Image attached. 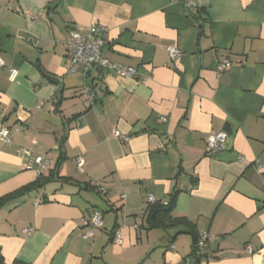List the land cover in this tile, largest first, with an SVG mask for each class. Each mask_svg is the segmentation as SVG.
<instances>
[{"label":"crops","instance_id":"obj_1","mask_svg":"<svg viewBox=\"0 0 264 264\" xmlns=\"http://www.w3.org/2000/svg\"><path fill=\"white\" fill-rule=\"evenodd\" d=\"M54 2L0 0V198L33 187L0 206V264H264V0ZM90 24L135 78L66 73L67 34ZM175 192L173 216L209 237L197 256L190 234L148 226V195Z\"/></svg>","mask_w":264,"mask_h":264},{"label":"built area","instance_id":"obj_2","mask_svg":"<svg viewBox=\"0 0 264 264\" xmlns=\"http://www.w3.org/2000/svg\"><path fill=\"white\" fill-rule=\"evenodd\" d=\"M185 6L188 9L195 8V3L193 0H185ZM107 36V29L99 24H90L86 28H74L71 29L65 39V58L67 60L66 73L68 75H74L77 73L86 74L93 68L109 70L113 72L117 77L124 79L135 78L137 72L134 68L122 66L117 63L109 61L103 54V47L105 38ZM168 57L171 61L176 60L180 52L174 47H168L167 49ZM4 67V62L0 59V69ZM231 67V63L228 60L221 61L216 69L218 75L226 71ZM16 72L10 70V79L15 76ZM85 94L88 96L89 101L93 100V95L90 88L84 89ZM42 104L36 106V109H40ZM165 122V118L161 119ZM115 137L127 141V137L121 136L118 132L114 133ZM227 136L224 132H219L215 134H210L205 140V153L208 156L215 157L226 148ZM11 144V136L9 131L0 125V145L8 146ZM28 155V153H25ZM35 163L39 166L40 170L48 168L50 162L48 160L44 161L41 158L35 159ZM76 169L82 171V162L76 160ZM93 188L98 193H103L104 189L99 183L93 185ZM154 200L151 195H148V204L151 205ZM102 214L99 211H93L89 218V225L91 230L94 228H100L102 226ZM91 230L85 234L84 238L91 237ZM30 231H26L28 234ZM209 240L207 234H200L199 240L197 242V249H200ZM113 242L115 244H120L121 239L119 233L114 234Z\"/></svg>","mask_w":264,"mask_h":264},{"label":"trees","instance_id":"obj_3","mask_svg":"<svg viewBox=\"0 0 264 264\" xmlns=\"http://www.w3.org/2000/svg\"><path fill=\"white\" fill-rule=\"evenodd\" d=\"M64 161L63 153L59 151V157L57 164L55 166V170L59 168L61 162ZM33 187H27L23 190H20L12 195L7 197L0 198V206L5 204L6 202L16 199L20 196L23 192H27L31 190ZM92 190H95L93 187ZM177 192H175L169 202L165 205L162 204H151L148 206V216H147V223L150 229H159L162 231L167 230H180V233H188L193 238V254L196 255L198 249L196 247L197 242L199 240V235L194 233V226L193 224L188 221L186 218H179L174 217L173 212L175 208V201H176ZM197 256V255H196ZM198 260V259H197ZM1 261V256H0Z\"/></svg>","mask_w":264,"mask_h":264},{"label":"water","instance_id":"obj_4","mask_svg":"<svg viewBox=\"0 0 264 264\" xmlns=\"http://www.w3.org/2000/svg\"><path fill=\"white\" fill-rule=\"evenodd\" d=\"M59 3V0H55V2L53 3L52 7H55L57 4ZM54 83H57L55 80H52ZM226 145H229L228 142H226Z\"/></svg>","mask_w":264,"mask_h":264}]
</instances>
